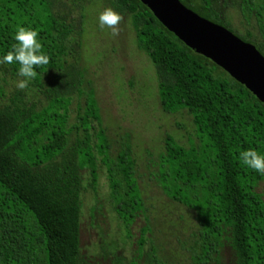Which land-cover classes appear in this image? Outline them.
Here are the masks:
<instances>
[{"label":"trees","instance_id":"16d2710c","mask_svg":"<svg viewBox=\"0 0 264 264\" xmlns=\"http://www.w3.org/2000/svg\"><path fill=\"white\" fill-rule=\"evenodd\" d=\"M183 1L264 56V0ZM107 2L129 20L137 47L153 63L162 110L186 111L202 142L201 148H186L167 136L152 174L167 198L194 214L196 228L187 248L191 264L220 261L226 244L237 264H264V196L258 191L264 175L239 160L249 149L264 156V103L187 47L140 0ZM221 6L237 8L247 24L256 19L261 34H238ZM83 13L75 23L56 14L51 0H0V59L13 50L19 27L37 31L49 57L8 103L5 76L25 78L18 75V63L0 64V264H80L84 176L97 194L99 163L110 204L128 235L146 213L131 136L113 144L85 70L67 62L71 54H82ZM33 91L42 100L32 102ZM74 95L79 101L70 125ZM147 231L142 230L140 252ZM153 262L167 264L156 256Z\"/></svg>","mask_w":264,"mask_h":264},{"label":"rangeland","instance_id":"374dc122","mask_svg":"<svg viewBox=\"0 0 264 264\" xmlns=\"http://www.w3.org/2000/svg\"><path fill=\"white\" fill-rule=\"evenodd\" d=\"M51 1L54 12L67 14L69 22L75 20L77 23L86 11L83 13L85 24L81 57L71 54L67 62L85 70L86 80L95 90L103 126L113 144L125 134L131 136L137 178L146 208V213L139 217L128 235L110 204L106 171L99 163L97 194L88 188V176H84L83 186L87 190L84 189L82 194L80 264H155V256L167 264H191L187 248L196 228L194 214L167 198L152 176L157 171L154 163H158V157L164 151L167 136H172L186 148H201L202 142L191 115L186 111L171 115L162 110L156 69L137 47L135 32L126 17L122 16L117 36H113L110 29L99 27L100 13L111 8L107 0ZM221 9L238 34H261L256 19L247 24L237 8L221 6ZM78 38L73 37V43ZM5 80L8 103L18 89L17 82L22 79H12L7 75ZM30 100L36 102L42 97L33 91L30 92ZM78 101V95H74L70 125L75 122ZM74 140L75 134L71 136L69 148L73 147ZM116 148L114 145L112 153ZM258 191L264 196V180ZM144 228L148 231L140 252ZM213 264H237L229 244L225 245L220 261Z\"/></svg>","mask_w":264,"mask_h":264},{"label":"water","instance_id":"95a60500","mask_svg":"<svg viewBox=\"0 0 264 264\" xmlns=\"http://www.w3.org/2000/svg\"><path fill=\"white\" fill-rule=\"evenodd\" d=\"M140 1L187 47L215 63L264 103V56L254 45L200 17L180 0Z\"/></svg>","mask_w":264,"mask_h":264},{"label":"clouds","instance_id":"9594fccd","mask_svg":"<svg viewBox=\"0 0 264 264\" xmlns=\"http://www.w3.org/2000/svg\"><path fill=\"white\" fill-rule=\"evenodd\" d=\"M123 17L111 8H106L100 13L98 22L99 27L103 30L110 29L113 36L119 35V25ZM38 33L35 30L19 27L14 39L17 42L13 45V50L9 51L2 59L0 64L20 65L18 75L25 79L17 82L16 87L20 90L28 86V81L36 77L34 70L36 67L44 66L49 63V57L42 53V45L37 40ZM241 163L261 175H264V156L257 151L249 149L239 153Z\"/></svg>","mask_w":264,"mask_h":264}]
</instances>
